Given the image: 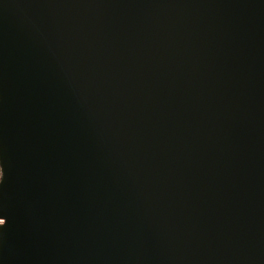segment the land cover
<instances>
[{
	"label": "water",
	"instance_id": "95a60500",
	"mask_svg": "<svg viewBox=\"0 0 264 264\" xmlns=\"http://www.w3.org/2000/svg\"><path fill=\"white\" fill-rule=\"evenodd\" d=\"M0 264H264V0H0Z\"/></svg>",
	"mask_w": 264,
	"mask_h": 264
},
{
	"label": "clouds",
	"instance_id": "9594fccd",
	"mask_svg": "<svg viewBox=\"0 0 264 264\" xmlns=\"http://www.w3.org/2000/svg\"><path fill=\"white\" fill-rule=\"evenodd\" d=\"M3 181H4V179L3 180H0V185L3 184ZM5 226H6V223L0 224V229H3Z\"/></svg>",
	"mask_w": 264,
	"mask_h": 264
},
{
	"label": "snow or ice",
	"instance_id": "6c2138e0",
	"mask_svg": "<svg viewBox=\"0 0 264 264\" xmlns=\"http://www.w3.org/2000/svg\"><path fill=\"white\" fill-rule=\"evenodd\" d=\"M4 223V219H0V224Z\"/></svg>",
	"mask_w": 264,
	"mask_h": 264
},
{
	"label": "built area",
	"instance_id": "2783aa9c",
	"mask_svg": "<svg viewBox=\"0 0 264 264\" xmlns=\"http://www.w3.org/2000/svg\"><path fill=\"white\" fill-rule=\"evenodd\" d=\"M1 178H2V175H1V171H0V180H1Z\"/></svg>",
	"mask_w": 264,
	"mask_h": 264
}]
</instances>
